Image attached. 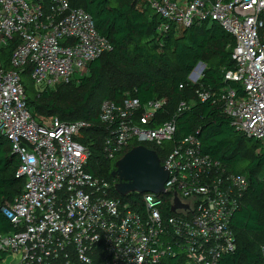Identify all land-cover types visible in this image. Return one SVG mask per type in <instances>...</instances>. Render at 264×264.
<instances>
[{
    "label": "built area",
    "instance_id": "obj_1",
    "mask_svg": "<svg viewBox=\"0 0 264 264\" xmlns=\"http://www.w3.org/2000/svg\"><path fill=\"white\" fill-rule=\"evenodd\" d=\"M134 4L160 16L161 37L213 21L235 39L236 69L225 77L239 83L244 96L231 88L199 90L197 95L220 107L238 132L264 145V0ZM112 50L93 17L71 8L68 0H0V134L11 143L20 164L18 177L25 179L21 197L3 209L18 232L0 235V250L14 258L11 264H171L173 259L219 264L237 249L232 221L249 182L204 155L197 137L176 142L174 119L151 127L167 99L142 107L128 98L123 104L105 102L101 109L100 120L109 132L106 159L125 155L135 142L164 152L166 193H146L137 201L114 198L116 184L87 170L91 153L81 143L87 123L32 117L26 72L42 93L88 73L93 62ZM201 70L191 73V84H199ZM188 108L182 103L178 113ZM168 143H173L171 149L165 147ZM176 199L183 207L173 212Z\"/></svg>",
    "mask_w": 264,
    "mask_h": 264
},
{
    "label": "trees",
    "instance_id": "obj_2",
    "mask_svg": "<svg viewBox=\"0 0 264 264\" xmlns=\"http://www.w3.org/2000/svg\"><path fill=\"white\" fill-rule=\"evenodd\" d=\"M71 8L90 14L100 36L113 47L89 66L88 75L76 76L68 84L38 93L30 78L23 75L28 109L38 122L40 117L58 118L65 123L85 122L81 143L89 148L91 158L87 170L112 185L118 156L108 160L104 156V142L109 135L100 120L101 108L94 107L95 94L102 89L104 101L123 104L128 98L137 99L142 107L167 99L152 128L175 120V141L195 136L202 144V153L218 161L229 174L245 176L249 189L232 221L236 237V251L224 255L219 264H264V145L238 132L232 119L211 101L201 102L197 91L219 92L231 88L244 96L239 83L226 80V73L236 69L232 55L235 39L216 22L196 23L178 35L171 30L161 37L162 19L148 8L138 10L134 0H68ZM11 52V49H9ZM8 52V54H9ZM200 63L207 68L199 84L189 82V76ZM181 86L183 88L181 89ZM68 92V93H67ZM74 99L71 105L68 96ZM188 110L178 113L180 104ZM70 105V107H69ZM102 107V106H101ZM171 149L173 143H170ZM133 143L126 153L135 147ZM158 153L160 148L147 145ZM19 161L12 154L11 143L0 134V235L18 232L3 213L4 207L15 203L25 188V179L18 177ZM114 198L123 201L141 200L140 194L120 196L114 189ZM11 255L0 250V264H11ZM171 264H184L173 259Z\"/></svg>",
    "mask_w": 264,
    "mask_h": 264
},
{
    "label": "water",
    "instance_id": "obj_3",
    "mask_svg": "<svg viewBox=\"0 0 264 264\" xmlns=\"http://www.w3.org/2000/svg\"><path fill=\"white\" fill-rule=\"evenodd\" d=\"M200 66L201 64L196 69ZM205 67L203 65L201 72ZM112 177L117 180L115 190L122 197L146 193L163 195L166 193L165 186L169 180V171L162 164L156 151L138 146L117 161ZM182 207L180 201L176 199L173 212H177Z\"/></svg>",
    "mask_w": 264,
    "mask_h": 264
},
{
    "label": "rangeland",
    "instance_id": "obj_4",
    "mask_svg": "<svg viewBox=\"0 0 264 264\" xmlns=\"http://www.w3.org/2000/svg\"><path fill=\"white\" fill-rule=\"evenodd\" d=\"M260 34H261V36L264 38V29H262L261 31H260ZM204 64V63H203ZM202 67H203V65H201ZM89 73H85V74H83V75H81V76H86L87 77V75H88ZM100 92H102V93H104V91L102 90V89H100L96 94H95V97L93 98L94 99V107H96L95 109L97 110H99V108H103V105L105 104V101H104V99H103V97H101L99 94H100ZM68 93V92H67ZM68 99H69V102L71 103V105H73L74 103H75V101H74V99H72V97L69 95L68 96ZM102 106V107H101ZM69 107H70V105H69ZM171 145L168 143V144H166L165 145V147L167 148V147H170ZM9 260H11V262L14 260V258L12 257V256H10V258H9Z\"/></svg>",
    "mask_w": 264,
    "mask_h": 264
},
{
    "label": "crops",
    "instance_id": "obj_5",
    "mask_svg": "<svg viewBox=\"0 0 264 264\" xmlns=\"http://www.w3.org/2000/svg\"><path fill=\"white\" fill-rule=\"evenodd\" d=\"M201 65H205L206 67H205V69L207 68V65L204 63H200ZM199 65V64H198ZM205 71V70H204ZM106 102H111V101H106ZM116 191V190H115Z\"/></svg>",
    "mask_w": 264,
    "mask_h": 264
}]
</instances>
